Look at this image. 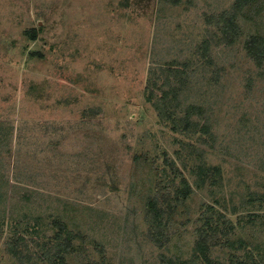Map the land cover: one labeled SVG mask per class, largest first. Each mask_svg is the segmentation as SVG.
I'll list each match as a JSON object with an SVG mask.
<instances>
[{
  "label": "rangeland",
  "instance_id": "374dc122",
  "mask_svg": "<svg viewBox=\"0 0 264 264\" xmlns=\"http://www.w3.org/2000/svg\"><path fill=\"white\" fill-rule=\"evenodd\" d=\"M235 2L0 0V264H20L18 236L39 252L59 220L69 264H264V65L246 48L264 41V0L230 42L219 18ZM201 163L214 174L197 187Z\"/></svg>",
  "mask_w": 264,
  "mask_h": 264
},
{
  "label": "trees",
  "instance_id": "16d2710c",
  "mask_svg": "<svg viewBox=\"0 0 264 264\" xmlns=\"http://www.w3.org/2000/svg\"><path fill=\"white\" fill-rule=\"evenodd\" d=\"M250 1L251 0H236V2L234 3L233 10L223 13V15L219 18V21L224 22V24L221 26V33L225 38L228 39V41L232 42L235 37H238L237 32L239 31L238 30L239 27L236 23L237 14L239 13V11L242 10V8L246 4L250 3ZM231 12H234V13H231ZM209 23H210V20H209ZM34 32L35 33H32L31 36L36 37L37 31H34ZM209 46H210V40L206 39L204 40V43L200 47V54L202 56H205L207 61L208 59H211V54L209 52V48H210ZM246 48L249 54L251 55V57L254 59V61H256V63L260 67L264 65V41H261V39L256 36L250 37L246 40ZM171 71H172V74L175 75L176 77L179 76V72H180L179 69L172 68ZM167 93L168 92H166V94ZM147 98L148 100H152V91L149 93ZM166 98H167L166 95H162V97L160 98L161 102L159 101V103L155 104V107L159 110L158 111L159 114L162 117H164L165 115V118H167V114L166 112H164V108L167 107V101L164 100ZM168 112L170 113L169 117L174 116L171 111H168ZM187 120L188 122L184 126V130L192 129L193 132L200 130L202 133L204 132L205 134H210L209 133L210 130L208 129V126H207L209 124L208 121L203 122L202 120L191 119L190 117ZM174 162L175 161L172 162V165L174 164ZM195 169H196L195 172L197 173V176H198V179L196 182L197 187L203 186L202 184L206 183V180L210 178L211 174L212 173L214 174L213 169L207 168V166L204 163L197 164ZM176 170L179 171V168H176ZM180 178H181L180 185L178 188L174 190L175 193L178 194V197H176V199L174 200L175 204H177L179 200H181L180 195L184 199L188 197L192 193V190H193L192 185L190 184L189 180L185 176L180 177ZM1 197H2V194H0V200H1ZM168 204L169 206H172V203L170 201H168ZM160 210L161 209H156L154 204L152 203L148 204V213L150 212V214H153L154 220L158 222L155 226L157 227V241L158 242L162 240V236H163L161 233V228H160L162 227L161 226L162 221L160 218H161V214L165 212V210L163 211H160ZM6 221H7L6 214H2L1 208H0V231L4 230V227L6 226ZM55 224L58 225L59 230L55 232L54 234L55 236L52 238L51 241L44 242L45 243L44 246L42 243H39L38 241H36L37 244L40 246V249H39L40 253L35 252V251L30 253L29 248H31V245L29 241H27V239L23 236H18L17 238L12 239L9 244L7 243L10 253H12L13 256L17 258L20 264H36L33 256H38L48 262L44 264H69L67 255L74 250V245L72 242L73 234L69 230V237H70L69 240L64 239L62 237V234L66 232V228H67L66 223L64 221L59 220L55 222ZM208 224H209L208 227L211 230H214L213 227H210L211 223H208ZM15 225L17 226V223H15ZM206 232L207 230L204 231V233ZM209 236L210 235H207L208 238ZM20 240H23L24 242H26L28 252H24L25 244L24 242L23 243L18 242ZM201 244L199 243V249L203 251L202 252L204 256L203 258L206 261H209L208 254L206 253L209 250V246L205 244H202V245ZM202 262L204 264H215V263H206L204 261ZM166 263L167 264H177L176 261L173 259V257L172 258L167 257ZM89 264H106V262L105 260L89 261ZM229 264H247V263L244 260L238 259L236 261H232Z\"/></svg>",
  "mask_w": 264,
  "mask_h": 264
}]
</instances>
